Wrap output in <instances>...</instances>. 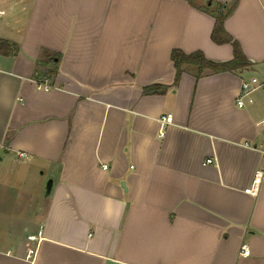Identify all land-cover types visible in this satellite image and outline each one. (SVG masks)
<instances>
[{
	"label": "crops",
	"instance_id": "crops-1",
	"mask_svg": "<svg viewBox=\"0 0 264 264\" xmlns=\"http://www.w3.org/2000/svg\"><path fill=\"white\" fill-rule=\"evenodd\" d=\"M205 1L0 0V264H264V0L224 23L250 65L175 82V48L234 56Z\"/></svg>",
	"mask_w": 264,
	"mask_h": 264
},
{
	"label": "trees",
	"instance_id": "trees-1",
	"mask_svg": "<svg viewBox=\"0 0 264 264\" xmlns=\"http://www.w3.org/2000/svg\"><path fill=\"white\" fill-rule=\"evenodd\" d=\"M236 3V0L230 4L206 0L205 4L201 6L203 9L210 12L215 18L214 28L211 33L212 40L216 44H231L234 53L233 58L227 61H216L209 59L201 50L186 53L179 48H175L171 52V59L176 71L175 82L179 81L182 73L187 67L194 68L196 71V79H199L210 73L219 71H235L250 65V61L243 53L239 41L226 31L224 25L226 18L234 11ZM15 50L17 51V49H12L7 41L0 39V54L10 55ZM43 55L46 57L43 63L51 62L53 65H56L60 60V55L57 53L43 51ZM56 72L57 70L55 67L53 69H49L43 74L41 79L50 80L56 75ZM163 91L164 89H161L160 85L144 87L145 94L162 93Z\"/></svg>",
	"mask_w": 264,
	"mask_h": 264
},
{
	"label": "built area",
	"instance_id": "built-area-1",
	"mask_svg": "<svg viewBox=\"0 0 264 264\" xmlns=\"http://www.w3.org/2000/svg\"><path fill=\"white\" fill-rule=\"evenodd\" d=\"M34 81L38 89L48 90L52 88V84L49 82L48 79H35ZM251 90L252 88L250 86V82L244 80L242 82V95L248 94ZM238 104L240 106L243 105V100L241 98L240 100H238ZM160 120L163 123H171L173 120V116L172 114L162 115ZM261 125L264 127V120L261 121ZM244 145L246 147H250L251 149L260 152L264 158V138L256 143L245 142ZM20 155L24 156L23 153ZM207 161L211 162L212 160L208 159ZM103 168L107 169L108 165H103ZM263 184H264V164L255 171L251 183L249 184V186H247L244 189V192L250 196H258ZM42 238H43L42 229H40L37 234H29L27 236L28 242L31 243V246L29 247V256L34 255L36 253L37 247L40 241L42 240ZM250 252H251L250 245L247 242H244L240 248V255L243 257L249 256Z\"/></svg>",
	"mask_w": 264,
	"mask_h": 264
},
{
	"label": "rangeland",
	"instance_id": "rangeland-1",
	"mask_svg": "<svg viewBox=\"0 0 264 264\" xmlns=\"http://www.w3.org/2000/svg\"><path fill=\"white\" fill-rule=\"evenodd\" d=\"M213 1H214V0H213ZM205 2H206V1H205ZM224 3H225V2H224ZM227 3H228V2H227ZM228 4H230V3H228ZM42 171H43V169H39L35 175L38 177L39 180H42V192H43V196H45V194H47L48 183H49V181L51 180V178H48V179L46 180V176H47L46 173H47V172L43 173Z\"/></svg>",
	"mask_w": 264,
	"mask_h": 264
},
{
	"label": "water",
	"instance_id": "water-1",
	"mask_svg": "<svg viewBox=\"0 0 264 264\" xmlns=\"http://www.w3.org/2000/svg\"><path fill=\"white\" fill-rule=\"evenodd\" d=\"M51 187H52V180H50L49 183H48V191L51 190Z\"/></svg>",
	"mask_w": 264,
	"mask_h": 264
}]
</instances>
